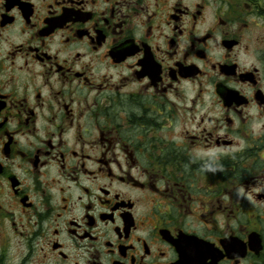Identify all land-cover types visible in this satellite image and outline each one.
Here are the masks:
<instances>
[{
	"label": "flooded vegetation",
	"instance_id": "flooded-vegetation-1",
	"mask_svg": "<svg viewBox=\"0 0 264 264\" xmlns=\"http://www.w3.org/2000/svg\"><path fill=\"white\" fill-rule=\"evenodd\" d=\"M0 264H264V0H0Z\"/></svg>",
	"mask_w": 264,
	"mask_h": 264
}]
</instances>
